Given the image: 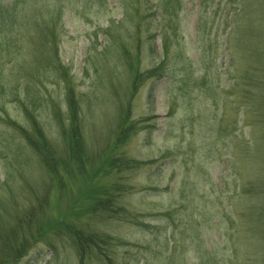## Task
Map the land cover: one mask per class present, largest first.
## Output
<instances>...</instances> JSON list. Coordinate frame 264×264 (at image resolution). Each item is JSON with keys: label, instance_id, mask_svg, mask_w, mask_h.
<instances>
[{"label": "trees", "instance_id": "obj_1", "mask_svg": "<svg viewBox=\"0 0 264 264\" xmlns=\"http://www.w3.org/2000/svg\"><path fill=\"white\" fill-rule=\"evenodd\" d=\"M109 2L0 0V125L10 131L9 136H13V145L11 142L7 145V156L0 150V157L10 160L5 164L9 169L5 180L0 178V191L7 185L10 174L22 175L23 163H30L27 147L39 155L54 180L59 176V166L71 161H64L49 143L46 127L52 119L57 122L65 140V154H71L72 161L79 168L87 162L80 118L82 98H76L72 78H68L70 69L64 65L60 55L62 36L66 33L64 17L70 9L84 16L98 14L107 8ZM117 2L122 20H112L108 27L100 29L106 41L100 55H108L103 64L105 61L133 74L131 90L128 94L126 92L130 98H122L116 147L127 144L131 137L146 128L150 120L147 116L133 118L130 108L134 102L131 97L146 83L180 74V90L187 92L190 86L199 88L204 85L196 84L199 79H194L193 61H186L180 43L179 14L183 9V0ZM98 35L96 32L95 36ZM157 47L162 56L160 62L151 68H143V51L149 50V54L154 56ZM115 75L118 76L117 72ZM203 75L205 80L208 74ZM62 76L68 79L63 87L68 89V98L55 97L48 88V84L61 81ZM251 78L247 72L246 79L250 82L245 84L244 89L250 98H245V107L248 108L245 114L251 111L257 114H252L253 119L245 122L248 134H242L247 140L245 138L238 144L237 137L232 140L233 157L228 154L229 172L219 177L222 183L216 184L218 178L211 177L209 183L200 184L205 176L202 172L204 165L198 162L194 176L191 173L181 176L179 196L173 201L171 209L149 215L167 223V231L162 230L166 254H153L157 264H264V79L252 81ZM239 87L235 84L231 89L235 92ZM216 89H210L214 93L213 106L219 101ZM256 98L261 101L256 102ZM179 99L184 103L187 101V98H170L169 117L173 116ZM254 102L258 109L254 108ZM64 103L67 106L66 116L62 112ZM202 117L200 112V124L202 121L209 122L207 117ZM226 118L229 116L225 110L220 118H213L216 131L220 134L235 133V125L240 121L239 113L234 122L228 120L227 123ZM170 126H173L172 123ZM15 153H19L20 158ZM240 156L244 158L246 173L237 166L236 157ZM167 157L166 153L158 159L146 161L121 152L111 159L110 164L118 172H136L148 165L164 162ZM9 164H16L15 169H11ZM60 179L58 183H63ZM197 186L203 190L194 191ZM123 192L120 186L109 191L96 188L94 195L88 196L91 208L88 212L96 217L107 216L134 226L148 227L141 222L144 214L119 204ZM3 193L6 195L5 191ZM6 196L9 197L8 193ZM46 201L47 197H44L37 203L23 206L17 214L15 211L19 210L20 204L0 203V264H19L49 233L68 235L72 239L79 264L94 261L100 264H134L137 261V258L130 259L126 254H117V248L126 246V243L115 236L83 227L76 221L68 222L66 217L47 218ZM148 228L152 230L153 227ZM214 230L217 235L205 240L206 232ZM155 239L160 240L158 236ZM187 251L192 254H185Z\"/></svg>", "mask_w": 264, "mask_h": 264}, {"label": "rangeland", "instance_id": "obj_2", "mask_svg": "<svg viewBox=\"0 0 264 264\" xmlns=\"http://www.w3.org/2000/svg\"><path fill=\"white\" fill-rule=\"evenodd\" d=\"M122 18L117 0H110L107 8L98 14L84 16L77 10L66 11V33L62 36L60 55L64 65L70 69L68 78H72L76 98H82L80 118L87 162L79 168L72 161L71 154H65V140L57 122L52 119L46 127L48 140L64 161L71 160L63 164L67 171L63 165L59 166V176L56 180L52 179L39 155L27 147L30 163H23L22 175L13 173L7 177V185L0 191V203L20 204L19 210L15 211L17 214L23 206L47 197V218L66 217L68 222L76 221L83 227L108 233L126 243V246L117 248V254H126L133 260L137 258L134 264H146V261L147 264H157L153 254H166L163 231H167V223L149 215L171 209L173 201L179 196L181 176L185 173L194 176L198 162L204 165L202 172L205 177L200 184L209 183L211 177L218 178L215 182L221 184L219 177L229 172L228 154L233 157L232 140L237 137L236 144L245 140L242 134H248L245 122H250L252 114H257L255 111L245 114L248 109L245 98L250 97H247L244 86L250 82L246 79L247 72L251 74L252 81L264 79V0H183V9L179 14L180 43L186 61H193L194 79H199L196 84L206 86H190L187 92L180 90V74L146 83L131 97L134 102L130 108L133 118L147 116L150 120L146 128L131 137L127 144L116 147L122 98H130L126 92L128 94L131 90L133 74L125 68L105 63L108 55L100 54L106 41L100 29L108 27L112 20L120 21ZM156 49L154 56L149 54V50L143 51V68H151L160 62L162 56L158 47ZM205 73L208 75L204 80ZM66 78L62 76L61 81L48 84L55 97L68 98V89L63 88L67 85ZM235 84L240 87L234 92L231 88ZM211 88L218 92L219 101L215 106ZM170 98H187L185 103L178 100L171 117L168 116ZM258 100L261 101L256 98V102ZM257 106L254 102V108L258 109ZM224 110L229 116L227 123L228 120L234 122L239 113L240 121L235 125V133L220 134L212 124L213 118H220ZM66 111L64 103V116ZM200 112L203 113L202 118L209 119L208 123H199ZM171 123L173 126H170ZM1 132L0 150L7 156V145L9 142L13 145V136H9L10 131L0 125ZM256 139L259 142L260 138ZM121 152L146 161L158 159L166 153L169 158L136 172H118L110 162ZM15 155L20 158L19 153ZM243 159L236 157L237 166L246 173ZM9 161L0 157L1 180H5L8 174L5 164ZM9 165L15 169L16 164ZM16 167L20 169V166ZM58 178L63 183H58ZM116 186L125 191L119 204L144 214L141 222L153 227L152 230L107 216L96 217L88 212L91 209L88 196H93L96 188L109 191ZM202 190L201 186H197L194 191ZM216 235V230L206 232L205 240ZM156 236L160 240H156ZM77 254L68 235L49 233L19 264H79ZM89 264L100 263L94 261Z\"/></svg>", "mask_w": 264, "mask_h": 264}]
</instances>
